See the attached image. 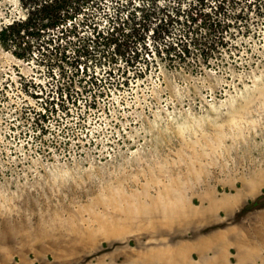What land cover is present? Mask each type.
Listing matches in <instances>:
<instances>
[{"label":"rangeland","instance_id":"rangeland-1","mask_svg":"<svg viewBox=\"0 0 264 264\" xmlns=\"http://www.w3.org/2000/svg\"><path fill=\"white\" fill-rule=\"evenodd\" d=\"M25 13L0 0V29ZM95 17L0 43V264H264V0Z\"/></svg>","mask_w":264,"mask_h":264},{"label":"trees","instance_id":"trees-1","mask_svg":"<svg viewBox=\"0 0 264 264\" xmlns=\"http://www.w3.org/2000/svg\"><path fill=\"white\" fill-rule=\"evenodd\" d=\"M23 9L26 11L23 17L17 16L6 23L0 29V43L7 50L11 51L16 57L27 59L33 56L34 49H42L43 43L49 44L55 41L50 37L51 33L57 30L58 38H64L70 35H77V29L80 25L93 26L96 39L103 34L98 30L95 22V13L102 9L104 0H20ZM148 17L147 14L144 18ZM80 20V21H77ZM190 52L189 43H184L179 52V56ZM125 80L116 81L117 86H122ZM99 94L106 95V89H100ZM98 98L90 103L89 107H96ZM35 127L40 130L38 136L46 134L49 128L41 124L36 119ZM42 150L47 154L52 152L51 145L56 147L60 144L66 145L68 141L58 140V137L49 141H43ZM70 154V151H67Z\"/></svg>","mask_w":264,"mask_h":264}]
</instances>
